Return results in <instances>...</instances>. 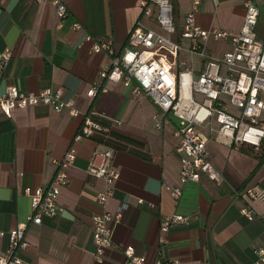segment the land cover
Here are the masks:
<instances>
[{"label": "crops", "instance_id": "0c3cea01", "mask_svg": "<svg viewBox=\"0 0 264 264\" xmlns=\"http://www.w3.org/2000/svg\"><path fill=\"white\" fill-rule=\"evenodd\" d=\"M147 0H66L68 16L61 26L50 0H0V53L11 50V59L0 81L6 87L37 94L50 88L61 100L73 102L80 116L71 118L64 110L47 106L16 110L10 118L0 114V232L24 223L31 213L26 188L48 186L58 162L74 149L76 158L65 169L67 186L60 190L61 214L42 217L39 226H27L28 243L20 257L27 264H124V248L131 246L146 264L176 261L175 264H252L254 251L264 247V208L259 202L235 197L238 190L254 185L264 188V151L213 136L207 143L210 161L226 183L202 178L182 187L179 199L166 188L181 187L179 161L175 153V119L167 115L162 129L154 127L160 111L144 95L133 97L121 83L99 79L109 56L92 54L94 41L110 38L116 53L127 44L138 22L160 32L152 14H144ZM176 25H182L190 10V0H169ZM202 0L196 16L203 29L238 33L243 22L241 0ZM259 10L256 38L264 43V0H256ZM79 25L78 29L73 26ZM166 37L187 48L189 42L177 33ZM89 38V39H88ZM230 49L227 41L210 40L207 52L220 58ZM168 61V59H165ZM174 70L188 71L195 80L203 61L186 52L174 59ZM183 64V65H181ZM105 92L86 96L94 83ZM109 130L74 143L82 116ZM208 136L206 129L202 130ZM114 150L113 165L118 170L112 196L101 206L96 195L104 182L91 177L87 168L95 152ZM127 209L112 232V247L102 258L95 255L92 216ZM247 208L254 219L240 214ZM173 215L187 218L167 233L161 221ZM7 238H0V251Z\"/></svg>", "mask_w": 264, "mask_h": 264}, {"label": "built area", "instance_id": "2783aa9c", "mask_svg": "<svg viewBox=\"0 0 264 264\" xmlns=\"http://www.w3.org/2000/svg\"><path fill=\"white\" fill-rule=\"evenodd\" d=\"M241 1L244 14L238 33L206 30L198 26L196 16L202 0H190V10L179 27L175 23L173 6L169 0H147L141 4L144 14L150 16V6H156L154 21L160 32L138 22L119 53L115 52L110 38L94 41L90 49L92 54L104 53L110 58L107 67L99 72L100 80L121 83L130 90L133 97L144 95L158 108L160 115L154 125L157 131L162 129L167 115H172L175 119L174 135L178 140L175 153L180 166L181 187L166 188L175 199L182 196L184 185L198 183L203 177L215 184L226 183L210 161L207 152V143L213 136L253 150H259L264 140V43L256 38L254 31L259 10L256 0ZM50 2L55 7L58 26H61L68 16L66 0ZM213 2L217 4L216 0ZM73 28L78 29L79 25L75 24ZM175 33L189 42L187 48L165 36ZM210 40L227 41L230 49L220 58L212 57L207 52V43ZM181 51L203 61V69L195 80L191 79L186 70H174L172 63ZM11 56L8 48L0 53V81ZM99 91L105 92L100 83L96 82L89 88L86 96L94 98ZM37 106H47L56 113L67 110L71 118L80 116L73 102L61 100L60 93H54L50 88L32 94L15 86H8L0 94V114L6 118H10L16 110ZM203 129L208 131V136L203 133ZM108 132L107 128L84 115L73 142H81L96 133L107 135ZM114 153L112 148L95 152L87 168L91 177L104 182L103 190L96 195V201L101 206L112 196L119 176L113 165ZM75 158V150H68L58 162L59 169L48 186L24 190L30 202L31 213L24 223L8 232H0V238H7V247L0 251V264H27L20 257V252L28 247L24 232L27 226H39L42 217L54 218L62 213L58 196L68 183L65 169L72 165ZM232 192L235 197L259 202L264 208L263 187L254 185L232 189ZM126 209L122 205L113 214L92 216V240L97 258H102L112 247L113 227L122 219ZM240 214L248 221L254 219L252 211L247 208L241 209ZM186 221L187 218L181 215L166 217L160 223V231L167 233L170 228ZM123 254L124 264H146L145 257L135 255L131 246L124 248ZM254 254L255 260L252 264H264V247H258ZM175 263V260L156 262Z\"/></svg>", "mask_w": 264, "mask_h": 264}, {"label": "rangeland", "instance_id": "374dc122", "mask_svg": "<svg viewBox=\"0 0 264 264\" xmlns=\"http://www.w3.org/2000/svg\"><path fill=\"white\" fill-rule=\"evenodd\" d=\"M169 117H170L171 119H174V118L172 117V115H169Z\"/></svg>", "mask_w": 264, "mask_h": 264}, {"label": "trees", "instance_id": "16d2710c", "mask_svg": "<svg viewBox=\"0 0 264 264\" xmlns=\"http://www.w3.org/2000/svg\"><path fill=\"white\" fill-rule=\"evenodd\" d=\"M262 151H264V145L262 146Z\"/></svg>", "mask_w": 264, "mask_h": 264}]
</instances>
